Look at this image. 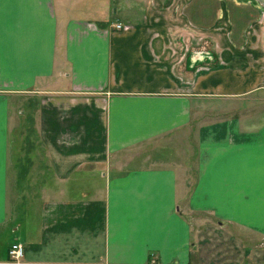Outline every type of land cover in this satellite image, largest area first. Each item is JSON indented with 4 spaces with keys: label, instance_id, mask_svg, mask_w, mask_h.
<instances>
[{
    "label": "crops",
    "instance_id": "obj_1",
    "mask_svg": "<svg viewBox=\"0 0 264 264\" xmlns=\"http://www.w3.org/2000/svg\"><path fill=\"white\" fill-rule=\"evenodd\" d=\"M13 244L21 264H264V9L0 0V264Z\"/></svg>",
    "mask_w": 264,
    "mask_h": 264
},
{
    "label": "built area",
    "instance_id": "obj_2",
    "mask_svg": "<svg viewBox=\"0 0 264 264\" xmlns=\"http://www.w3.org/2000/svg\"><path fill=\"white\" fill-rule=\"evenodd\" d=\"M118 25L116 29H120ZM24 248L20 244H13L8 250V263L9 264H21L23 258Z\"/></svg>",
    "mask_w": 264,
    "mask_h": 264
},
{
    "label": "rangeland",
    "instance_id": "obj_3",
    "mask_svg": "<svg viewBox=\"0 0 264 264\" xmlns=\"http://www.w3.org/2000/svg\"><path fill=\"white\" fill-rule=\"evenodd\" d=\"M123 16H124L123 13L122 12H119V13L116 14L114 20L116 19V20L122 22L123 21V18H124ZM23 168H24V166H23Z\"/></svg>",
    "mask_w": 264,
    "mask_h": 264
},
{
    "label": "water",
    "instance_id": "obj_4",
    "mask_svg": "<svg viewBox=\"0 0 264 264\" xmlns=\"http://www.w3.org/2000/svg\"><path fill=\"white\" fill-rule=\"evenodd\" d=\"M264 9V0H254Z\"/></svg>",
    "mask_w": 264,
    "mask_h": 264
}]
</instances>
